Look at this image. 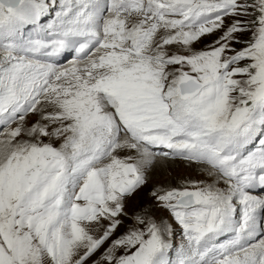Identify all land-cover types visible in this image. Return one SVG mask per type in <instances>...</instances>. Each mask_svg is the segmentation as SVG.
Wrapping results in <instances>:
<instances>
[{"label":"snow or ice","instance_id":"1","mask_svg":"<svg viewBox=\"0 0 264 264\" xmlns=\"http://www.w3.org/2000/svg\"><path fill=\"white\" fill-rule=\"evenodd\" d=\"M0 264H264V0H0Z\"/></svg>","mask_w":264,"mask_h":264},{"label":"rangeland","instance_id":"2","mask_svg":"<svg viewBox=\"0 0 264 264\" xmlns=\"http://www.w3.org/2000/svg\"><path fill=\"white\" fill-rule=\"evenodd\" d=\"M190 175L195 176L196 173L190 169H186L182 163H177L173 168L168 169L166 172L155 171L151 177L149 184L138 191L129 201L127 211L129 214L135 209H140L142 207H150L153 203L149 192L153 186H160L169 183L174 179V177ZM130 223V222H128ZM123 231V229H121Z\"/></svg>","mask_w":264,"mask_h":264}]
</instances>
